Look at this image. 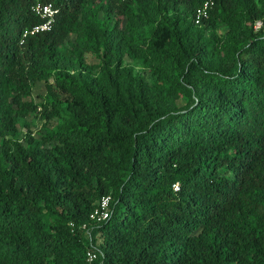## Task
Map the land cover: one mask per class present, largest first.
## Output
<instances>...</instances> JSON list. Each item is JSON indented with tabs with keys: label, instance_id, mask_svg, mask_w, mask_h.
<instances>
[{
	"label": "trees",
	"instance_id": "obj_1",
	"mask_svg": "<svg viewBox=\"0 0 264 264\" xmlns=\"http://www.w3.org/2000/svg\"><path fill=\"white\" fill-rule=\"evenodd\" d=\"M204 1L0 0V264H264V0Z\"/></svg>",
	"mask_w": 264,
	"mask_h": 264
},
{
	"label": "built area",
	"instance_id": "obj_2",
	"mask_svg": "<svg viewBox=\"0 0 264 264\" xmlns=\"http://www.w3.org/2000/svg\"><path fill=\"white\" fill-rule=\"evenodd\" d=\"M213 6L212 0H205L200 4L194 14V23L200 24L203 19H206L209 15V10ZM32 11L36 16H38L41 21L32 27L26 29L22 33V38H26L28 35H33L39 32H44L50 30L55 15L59 11V7L55 5L53 2H40L36 1L32 5ZM261 25L260 21H256L254 27L259 28ZM176 188V187H175ZM108 202L109 197L104 196L100 199L98 205L92 210L89 214V219L91 221L99 222L107 218L108 216ZM73 225V224H71ZM82 228H85L83 225ZM96 251L93 246L89 247L85 253V258L88 263H91L96 258Z\"/></svg>",
	"mask_w": 264,
	"mask_h": 264
},
{
	"label": "rangeland",
	"instance_id": "obj_3",
	"mask_svg": "<svg viewBox=\"0 0 264 264\" xmlns=\"http://www.w3.org/2000/svg\"><path fill=\"white\" fill-rule=\"evenodd\" d=\"M87 60L89 62H92L94 59H92V57L88 55ZM44 94H45V86L43 85L42 82H36L31 90V93L28 95L27 98H29L33 102H41L44 99ZM38 112L35 114L30 113L28 116H26L20 121V125H19L20 133H23L26 130L25 125H27V127H29L35 133L38 131L39 128H41V126L44 123V119L41 117L40 113ZM55 122L56 121H52L50 125H54ZM86 235L89 236V233L87 231H86Z\"/></svg>",
	"mask_w": 264,
	"mask_h": 264
}]
</instances>
